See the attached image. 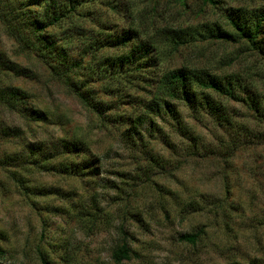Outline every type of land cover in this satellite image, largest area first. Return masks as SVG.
Segmentation results:
<instances>
[{"label":"rangeland","instance_id":"374dc122","mask_svg":"<svg viewBox=\"0 0 264 264\" xmlns=\"http://www.w3.org/2000/svg\"><path fill=\"white\" fill-rule=\"evenodd\" d=\"M86 8L97 20L88 16L80 26L93 36L135 28L141 39L150 38L160 26L182 31L188 42L172 55L167 52L164 67L238 74L264 100V54L248 49L244 39L207 38L204 31V24L213 23L231 29L228 9H263L264 0H92ZM124 51L105 48L83 62L93 66ZM0 53L32 70L28 76L6 73L3 83L28 92L29 106L45 113L36 122L0 108V129L9 124L18 132L0 137V264H41L42 259L50 264H264V118L258 120L240 101L216 95L228 108L231 126L173 102L177 119L165 112L152 115V126L146 130L144 123L141 141L133 145L122 141L124 126L112 119L142 113L154 93L151 81L88 79L96 98L113 105L103 119L22 50L1 20ZM107 85L125 96L107 93ZM65 138L88 146L99 159L98 174L45 172L16 160L27 144L39 140L62 152ZM69 157L62 153L54 160ZM12 173L28 189L18 186ZM198 230L196 244L179 239ZM121 244L129 247L128 258L113 256Z\"/></svg>","mask_w":264,"mask_h":264},{"label":"trees","instance_id":"16d2710c","mask_svg":"<svg viewBox=\"0 0 264 264\" xmlns=\"http://www.w3.org/2000/svg\"><path fill=\"white\" fill-rule=\"evenodd\" d=\"M92 0H0V20L22 50L34 54L44 63L52 77L61 82L68 91L72 92L86 108L95 111L101 118L106 119L105 113L112 110L111 102L100 101L93 91L87 87V81L93 77H103L109 80H127L129 77L151 81L154 93L147 103L143 104L142 113L136 117L115 116L120 126L123 142L137 145L141 141L140 128L148 124L152 126L154 117H160L162 112L177 119L176 106L173 102H181L194 111H204L212 115L217 122L232 125L228 108L218 98H231L244 103L257 119L264 118V100L253 91V86L238 74L224 76L209 73L181 65L180 67H164L167 52L170 55L178 52L186 45L187 39L180 34L182 31L166 26L156 27L150 38L141 39L139 30L127 28L120 33L100 32L94 36L81 28L80 19L88 16L97 20L92 11L86 8ZM183 3L185 0H175ZM217 4L220 0H204ZM227 19L231 29L223 28L219 23L204 24L207 38L223 39L224 41L246 40L248 49L264 54V8L263 9H228ZM105 28V27H103ZM191 36V35H190ZM126 51L118 55H107L97 59L95 65L87 66L83 62L85 56L95 58V54L105 48H117ZM77 51V52H76ZM76 53V55H75ZM13 73L15 77L28 76L31 69L21 67L6 55L0 53V108L23 113L36 122L45 119V113L40 109L29 106L28 92L20 87L6 84L2 76ZM149 72H154L149 75ZM148 76V77H146ZM109 92L119 94L120 90L107 87ZM115 89V90H114ZM117 99H114L116 103ZM0 137H14L18 132L16 127L3 124ZM119 130V129H118ZM144 130V129H143ZM64 151L57 152L44 141L26 145L24 154L16 156L19 162H26L45 172H59L80 177L99 173L97 157L91 155L88 146L81 140L65 138L61 140ZM53 151H55L53 153ZM68 154L65 160L55 161V157ZM72 157V159H70ZM76 158V159H75ZM70 159V160H69ZM14 160V158H12ZM18 162V161H17ZM12 179L23 189H28L21 177L11 174ZM35 190H38L35 188ZM40 191V190H38ZM201 230L179 235L181 241L196 244ZM129 247L117 245L113 256L122 254L129 257ZM41 264H50L42 259ZM238 264V263H233Z\"/></svg>","mask_w":264,"mask_h":264}]
</instances>
